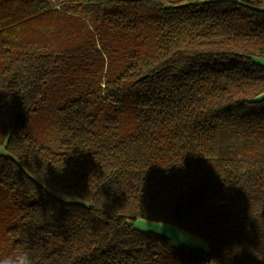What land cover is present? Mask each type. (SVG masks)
<instances>
[{
  "label": "trees",
  "instance_id": "obj_1",
  "mask_svg": "<svg viewBox=\"0 0 264 264\" xmlns=\"http://www.w3.org/2000/svg\"><path fill=\"white\" fill-rule=\"evenodd\" d=\"M259 59L264 0H0V264H264Z\"/></svg>",
  "mask_w": 264,
  "mask_h": 264
},
{
  "label": "crops",
  "instance_id": "obj_2",
  "mask_svg": "<svg viewBox=\"0 0 264 264\" xmlns=\"http://www.w3.org/2000/svg\"><path fill=\"white\" fill-rule=\"evenodd\" d=\"M170 1H173V0H170ZM257 61H258V63L260 65L264 66V59H259ZM0 150H2V149H0ZM152 226H156V228H159V227H157V225H152ZM138 228L140 230H142V231H147V230H145V229H143L141 227H138ZM158 230H159L158 234L161 233L160 234L161 236H164L166 238L169 237L170 239H172L174 241V244L177 243V240H180V241H184L188 245H191V243H193L195 245L193 248L198 247V248H201V249L206 250V251L208 250L207 244L206 243L205 244L201 243V242H203L202 240L197 239V238H195L193 236L184 234V233H182L181 231H179L176 228L171 227V229H169V230H162V231H161V229H158Z\"/></svg>",
  "mask_w": 264,
  "mask_h": 264
},
{
  "label": "rangeland",
  "instance_id": "obj_3",
  "mask_svg": "<svg viewBox=\"0 0 264 264\" xmlns=\"http://www.w3.org/2000/svg\"><path fill=\"white\" fill-rule=\"evenodd\" d=\"M0 152H1V150H0ZM152 225H157V227H159V228H156V226H152ZM137 226L138 227H141V228H143V229H145V230H147V231H151V232H153V233H157L158 234V232H159V230L158 229H161V231L162 230H169V229H171V227L172 226H169V225H165V224H160V223H152V222H145V221H138L137 222ZM174 228V227H173ZM161 234V233H160ZM166 236V235H165ZM168 237V236H167ZM168 239L170 240V242H171V244L173 245V246H175V247H179L180 245H185V246H187V247H189V248H193L195 245L193 244V243H191V245H188V244H186L184 241H180V240H177V243L176 244H174V241L172 240V239H170L169 237H168ZM201 242V241H200ZM202 244H205L206 242H201ZM203 248V247H202Z\"/></svg>",
  "mask_w": 264,
  "mask_h": 264
},
{
  "label": "clouds",
  "instance_id": "obj_4",
  "mask_svg": "<svg viewBox=\"0 0 264 264\" xmlns=\"http://www.w3.org/2000/svg\"><path fill=\"white\" fill-rule=\"evenodd\" d=\"M4 264H9V262H4ZM20 264H31V261L27 258V257H24L21 261H20Z\"/></svg>",
  "mask_w": 264,
  "mask_h": 264
}]
</instances>
